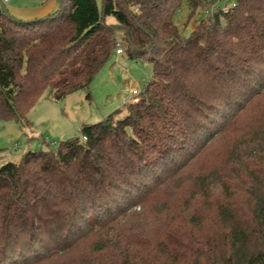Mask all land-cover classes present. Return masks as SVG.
I'll return each instance as SVG.
<instances>
[{"label": "trees", "instance_id": "1", "mask_svg": "<svg viewBox=\"0 0 264 264\" xmlns=\"http://www.w3.org/2000/svg\"><path fill=\"white\" fill-rule=\"evenodd\" d=\"M118 42L153 66L124 116L0 164V264H264V113L239 126L264 93V0H59L29 20L4 8L0 118L25 126L45 92L91 97ZM232 132L240 142L186 177Z\"/></svg>", "mask_w": 264, "mask_h": 264}, {"label": "rangeland", "instance_id": "2", "mask_svg": "<svg viewBox=\"0 0 264 264\" xmlns=\"http://www.w3.org/2000/svg\"><path fill=\"white\" fill-rule=\"evenodd\" d=\"M97 1L101 4V0ZM4 8L6 4L0 0V10ZM188 14L187 7L183 5L175 17L185 36L190 35L195 22L193 18L188 20ZM202 14L207 15L204 12L199 15ZM106 22L114 23L116 19L109 15ZM152 75L153 66L147 58L130 57L126 51L118 55L114 53L91 81V97H87L88 91L79 90L62 100H55L45 92L29 110L27 118L30 122L25 126L16 120L0 118V164L9 160L19 162L27 150L47 147L44 140L53 141L51 146L56 149L63 138L78 134L84 123L98 122L109 113H113L116 119L124 116L128 103L133 102V90L142 91ZM261 113H264V93L242 113L239 126L242 129L249 127ZM238 133L223 135L207 147L187 168L186 177H193L204 167L218 163L220 152L241 141ZM150 203V215L153 212L158 215L156 210L160 207L156 208V202ZM125 233H128V229H125Z\"/></svg>", "mask_w": 264, "mask_h": 264}, {"label": "crops", "instance_id": "3", "mask_svg": "<svg viewBox=\"0 0 264 264\" xmlns=\"http://www.w3.org/2000/svg\"><path fill=\"white\" fill-rule=\"evenodd\" d=\"M59 8V0H10L6 11L22 20L49 15Z\"/></svg>", "mask_w": 264, "mask_h": 264}, {"label": "built area", "instance_id": "4", "mask_svg": "<svg viewBox=\"0 0 264 264\" xmlns=\"http://www.w3.org/2000/svg\"><path fill=\"white\" fill-rule=\"evenodd\" d=\"M9 1H10V0H1V2H2L3 4H7ZM233 5H234V2H232V1H228V2L223 3V5H222L221 8H222L223 11H228ZM213 8H214V7H213ZM213 8H212L211 10H213ZM123 52H124V49H123V47L121 46V43L118 42V43H117L116 54H117V55H118V54H122ZM132 93H133V95H134V97H133V101H137V100H139V93H140V91H139L138 89H134Z\"/></svg>", "mask_w": 264, "mask_h": 264}, {"label": "water", "instance_id": "5", "mask_svg": "<svg viewBox=\"0 0 264 264\" xmlns=\"http://www.w3.org/2000/svg\"><path fill=\"white\" fill-rule=\"evenodd\" d=\"M8 13V12H7Z\"/></svg>", "mask_w": 264, "mask_h": 264}]
</instances>
